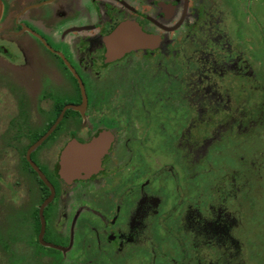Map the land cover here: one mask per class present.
Instances as JSON below:
<instances>
[{"label":"flooded vegetation","instance_id":"1","mask_svg":"<svg viewBox=\"0 0 264 264\" xmlns=\"http://www.w3.org/2000/svg\"><path fill=\"white\" fill-rule=\"evenodd\" d=\"M258 1L251 13L261 16ZM248 2L0 0V264L26 262L25 249L48 264H264L247 233L255 201L244 176L252 167L259 177L263 155L247 160L246 134L232 128L197 155L201 116L205 132L233 120L263 136V71L249 56L263 33L247 23ZM124 23L157 41L109 58L104 40ZM199 54L231 77L210 80L207 69L205 86L191 84ZM248 61L257 82L244 77ZM70 105L79 109L58 121ZM96 138L99 168L64 179L62 151ZM227 148L236 162L211 154Z\"/></svg>","mask_w":264,"mask_h":264},{"label":"rangeland","instance_id":"2","mask_svg":"<svg viewBox=\"0 0 264 264\" xmlns=\"http://www.w3.org/2000/svg\"><path fill=\"white\" fill-rule=\"evenodd\" d=\"M262 2V3H261ZM258 5L261 8V12L262 15L260 16V11H259V15L256 16L254 14L255 12V4L252 5V2H248V15H247V23L249 26H252V31L254 33L255 36H259L260 38V34L263 33V40L261 43H258V45L253 48L249 47V49L253 52L249 51V56L252 60H257L256 62V67L263 71V77H264V0H259L258 1ZM252 7L254 9L253 14L251 13ZM263 7V8H262ZM259 25V31L256 29V25ZM233 27L230 25L229 27H227V32L230 34V36L232 38L233 37V32H232ZM254 36V37H255ZM252 37V36H251ZM244 39V38H243ZM252 38L248 37L247 41L248 45H251L252 42L251 41ZM261 40V38H260ZM258 40V41H260ZM209 44V43H207ZM255 44V43H254ZM202 54H199V61H198V69L195 73H191L190 75L187 76V79L189 81H191L192 83H195V85H199V86H205L207 83L203 82L205 75L202 74L203 71H207V69L212 70L213 74H211V78H223L225 77V80H227V78L231 77V76H223L220 75L219 72L223 71L226 68H228V65H225L224 62L218 60L216 58V56H212V55H204L201 56ZM249 64V61H248ZM254 64V63H253ZM252 69V70H251ZM200 74V81L198 79V74ZM245 79L248 80L249 83H254L257 82L258 79L260 78L259 73L257 71V69L252 65L249 64L248 65V69H247V73L244 75ZM211 101L210 99H206L205 102L203 103L205 104H209ZM212 102L214 104H218L219 109L222 110L221 108V100L218 99H212ZM199 109V104L196 103V110L198 111ZM184 110H186V108L184 107ZM224 110V108H223ZM205 114V112H204ZM234 119V118H233ZM232 121L233 120H228L227 122H224L223 124L219 125V126H214L213 129L216 132H205L203 131V129H205L206 127V122L203 119V117L201 116L200 119V125H201V132H200V147L197 150V155H198V159L200 157H202L204 154V151L206 150L207 146H204V144H209L211 142H216L218 140V136H219V131H224L225 129H230L232 128L233 131L237 134L243 132L244 134H246V137L241 139L242 145H241V150L243 151V155L245 156V158L247 160H252V162H254V160H259L261 159V155H263L264 157V128L261 132V134L263 135L261 138L260 137H255V133H256V128L258 125L254 126L252 129L251 125L248 124V126L244 129V128H240L238 126L232 125ZM242 130V131H241ZM237 149V148H236ZM238 150V149H237ZM235 150L234 148H227L224 150H218L216 153H211L212 156L221 153V161L222 162H228V163H234L236 162V155L234 154ZM208 156V155H206ZM188 157L190 159H192V151L191 149H189L188 151ZM208 161V160H206ZM213 161V160H211ZM215 161H218L215 160ZM214 161V162H215ZM211 168V167H210ZM209 168V170H210ZM216 168L218 169V167L216 166ZM251 168H248L247 170L244 171V176L246 177V179L251 180V185L253 188V198H254V205L251 207V209L248 211V216L250 217L249 223L247 224V233L251 234L252 237H256L257 240H259L261 242V244L264 246V166L261 167L260 169V175L259 177L255 176V173H253L251 171ZM201 171H204L203 168H201ZM219 171V170H217ZM218 172H214L212 171V173L209 176H205L206 180H217V178L219 177L217 175ZM206 193H204L203 195H206ZM255 212V215H252V213ZM11 226L12 229L14 226V223H12L11 221ZM263 225V226H262ZM253 228V230L251 231V229ZM253 232V233H252ZM16 254V250H13ZM251 252V250H250ZM254 252V251H253ZM253 252H251L252 256H253ZM38 252L36 251V253H33L32 249H25L24 250V254L22 259L25 260L26 262H19V261H15L12 263H7V264H48L46 263V260H44L42 258V256L40 254H37ZM254 261L259 262V257H257V259H248V264H253ZM254 264H258V263H254Z\"/></svg>","mask_w":264,"mask_h":264},{"label":"water","instance_id":"3","mask_svg":"<svg viewBox=\"0 0 264 264\" xmlns=\"http://www.w3.org/2000/svg\"><path fill=\"white\" fill-rule=\"evenodd\" d=\"M156 41L157 38L155 36L144 33L137 25L129 23L116 27L104 40L109 58H117L132 50L151 48ZM81 89H83L82 84ZM68 107L79 109V107L74 105L65 107L58 121L61 119L64 110ZM104 151L105 146L101 144L99 138L92 140L88 145L76 142L70 143L60 155L59 174L64 179L69 180L79 177L80 173L84 170L86 174L95 172L99 168L100 158L104 154ZM87 153L91 156V160L86 159ZM34 168L47 183L42 173L36 167ZM51 192L53 193V189H51Z\"/></svg>","mask_w":264,"mask_h":264}]
</instances>
